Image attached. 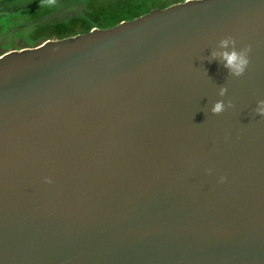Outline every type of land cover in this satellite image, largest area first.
Returning a JSON list of instances; mask_svg holds the SVG:
<instances>
[{"label": "water", "instance_id": "1", "mask_svg": "<svg viewBox=\"0 0 264 264\" xmlns=\"http://www.w3.org/2000/svg\"><path fill=\"white\" fill-rule=\"evenodd\" d=\"M226 35L251 47L241 77L207 59ZM221 85L233 107L212 115ZM258 98L264 0H184L0 54V264H264Z\"/></svg>", "mask_w": 264, "mask_h": 264}, {"label": "rangeland", "instance_id": "2", "mask_svg": "<svg viewBox=\"0 0 264 264\" xmlns=\"http://www.w3.org/2000/svg\"><path fill=\"white\" fill-rule=\"evenodd\" d=\"M128 1L131 0H11L0 9V51L19 48L34 38L58 39L82 33ZM148 1L153 7L177 0ZM37 20L42 23L33 33L29 27Z\"/></svg>", "mask_w": 264, "mask_h": 264}, {"label": "clouds", "instance_id": "3", "mask_svg": "<svg viewBox=\"0 0 264 264\" xmlns=\"http://www.w3.org/2000/svg\"><path fill=\"white\" fill-rule=\"evenodd\" d=\"M251 51L250 45L237 46V41L231 36L226 35L220 38L216 45L209 49V61L215 60L227 69L228 75L231 77H241L249 66V54ZM227 88L221 85L217 88L216 95L219 97L210 104L207 105V112L212 115H219L225 112L227 109L233 107L231 100H225ZM256 116L264 117V98H258L255 101V105L252 109ZM213 169H205L206 174H211ZM45 183H52L51 177H43ZM225 181L224 176H218L217 182L223 183Z\"/></svg>", "mask_w": 264, "mask_h": 264}, {"label": "trees", "instance_id": "4", "mask_svg": "<svg viewBox=\"0 0 264 264\" xmlns=\"http://www.w3.org/2000/svg\"><path fill=\"white\" fill-rule=\"evenodd\" d=\"M9 1H11V0H0V9L2 8V6L5 3L9 2ZM146 9H147V6H145L144 2L131 0V1H128L126 3L119 5L118 7H114L112 10H110L108 12L107 15L102 17V20L97 25H99V27H102V28L112 27V26L118 24L120 22V20H122V19L130 20V19L136 17L137 15H140L141 13L146 12ZM41 23L42 22H40V20H37L36 22H32L30 27H29V30L34 33L36 27H38ZM97 25H93V26H97ZM93 26H91L86 31H89ZM86 31H84V32H86ZM74 35H76V34H74ZM74 35H68V36H74ZM64 37H67V36H64ZM64 37H60V38H64ZM60 38H58V39H60ZM39 39L34 38L32 41L24 42V44L19 48H17V47L6 48L5 50L0 51V54L4 53L6 51H9L11 49H22L25 47H35V46L39 45L40 43H42L43 41L50 39V38L49 37H43L40 40Z\"/></svg>", "mask_w": 264, "mask_h": 264}, {"label": "flooded vegetation", "instance_id": "5", "mask_svg": "<svg viewBox=\"0 0 264 264\" xmlns=\"http://www.w3.org/2000/svg\"><path fill=\"white\" fill-rule=\"evenodd\" d=\"M136 1H141V2H144L145 3V6H147V9H146V12H148V11H151L152 9H155V8H164V7H166V6H168V5H170V4H173V3H177V2H182V1H184V0H177V1H173V2H170V3H164V4H162V5H156V6H150V5H148L149 4V1L147 0V1H145V0H136ZM146 12H143V13H141L140 15H142V14H144V13H146ZM137 16H139V15H137ZM136 16V17H137ZM135 18V17H134ZM133 19V18H132ZM126 20H128V19H122V20H120V22L121 21H126ZM102 28V27H99V26H93L92 28ZM91 28V29H92Z\"/></svg>", "mask_w": 264, "mask_h": 264}]
</instances>
